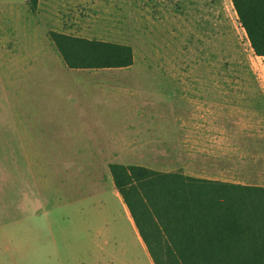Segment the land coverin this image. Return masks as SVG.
<instances>
[{
  "label": "rangeland",
  "instance_id": "rangeland-1",
  "mask_svg": "<svg viewBox=\"0 0 264 264\" xmlns=\"http://www.w3.org/2000/svg\"><path fill=\"white\" fill-rule=\"evenodd\" d=\"M51 33L132 64L69 68ZM115 164L264 186V56L231 0H0L2 264H154Z\"/></svg>",
  "mask_w": 264,
  "mask_h": 264
},
{
  "label": "trees",
  "instance_id": "trees-1",
  "mask_svg": "<svg viewBox=\"0 0 264 264\" xmlns=\"http://www.w3.org/2000/svg\"><path fill=\"white\" fill-rule=\"evenodd\" d=\"M256 55L264 56V0H231ZM35 9L38 0H28ZM51 38L69 68L132 64L128 45L62 33ZM154 264H264V186L141 165L111 166Z\"/></svg>",
  "mask_w": 264,
  "mask_h": 264
},
{
  "label": "crops",
  "instance_id": "crops-1",
  "mask_svg": "<svg viewBox=\"0 0 264 264\" xmlns=\"http://www.w3.org/2000/svg\"><path fill=\"white\" fill-rule=\"evenodd\" d=\"M0 241H1V239H0ZM5 249H7V247H5ZM91 254H89V258H91V256H90ZM95 256V255H94ZM94 256H92V257H94ZM1 259V258H0ZM82 262H80V264H81ZM0 264H2V261H0Z\"/></svg>",
  "mask_w": 264,
  "mask_h": 264
}]
</instances>
